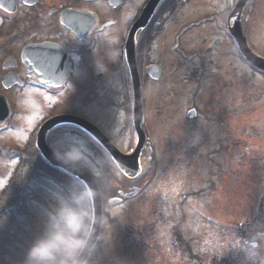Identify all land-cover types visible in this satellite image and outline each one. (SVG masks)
Wrapping results in <instances>:
<instances>
[{"label": "rangeland", "instance_id": "1", "mask_svg": "<svg viewBox=\"0 0 264 264\" xmlns=\"http://www.w3.org/2000/svg\"><path fill=\"white\" fill-rule=\"evenodd\" d=\"M237 1L217 0V11L203 4L206 16L228 13ZM207 29L199 42L189 44L196 51L214 50L215 56L203 54L208 73L216 65L214 86L206 83L203 71L200 76L178 71L181 62L172 54L169 39L149 53V60L162 63L165 71L160 82L147 81L145 86V129L155 152L144 157L145 162L152 160L144 165L147 176L138 198L107 210L108 232L93 264H212L215 259L264 264V76L245 65L226 34ZM246 33L264 57V0H254ZM195 61L189 57V62ZM89 71L82 73L86 78L81 84H72L59 97L41 98L37 113L45 108L48 115L69 111L88 117L112 131L122 152L132 151L137 141L132 123L121 138L118 131L124 121L113 117L116 108L110 104L125 97L129 106L132 89L122 86L117 72ZM14 99L18 101L16 95ZM28 100L32 101L29 95L19 99ZM194 104L200 113L189 120L186 114ZM126 114L132 119L128 107ZM39 118L28 117L27 131L14 128L0 135V154L9 147L33 152L23 148ZM52 140L58 145L51 147L60 154L77 153L80 164L94 176L101 175L103 164L90 149H79L80 143L76 149L66 148L70 141L57 136ZM17 163L0 156V196ZM34 169L28 192L22 194L14 186L0 202V213L10 212L0 217V264H25L28 249L44 231L49 201L57 206L58 196L67 194L43 182L37 175L41 170ZM117 177L119 189L127 180ZM253 241L256 248L251 247Z\"/></svg>", "mask_w": 264, "mask_h": 264}, {"label": "flooded vegetation", "instance_id": "2", "mask_svg": "<svg viewBox=\"0 0 264 264\" xmlns=\"http://www.w3.org/2000/svg\"><path fill=\"white\" fill-rule=\"evenodd\" d=\"M149 1L0 0V94L7 96L11 111L5 124L9 126L10 123L14 128L20 124L26 128L29 126L28 117L33 118L37 114L41 117L37 121L38 128L53 116L75 114L64 111L48 115L45 108H40L41 112L38 114V101L46 96V90L55 95L69 85L81 84V81L76 80V74L81 79L82 73L89 70L93 73L100 70L119 72L126 69L122 53L125 40ZM204 2L205 0H162L149 25L140 34L138 60H142V48L145 46L151 52L156 43L166 39L185 43L193 37L203 35L200 33L202 22L210 19L206 16ZM200 12H204L205 16ZM93 19L96 24L90 28ZM212 21L216 23L217 32V15L213 16ZM68 24L71 28L67 27ZM46 42L59 44L68 54L71 74L62 88H46L43 85L42 79L46 72L45 53L40 54V50L31 51ZM148 44L150 47H147ZM25 49H28L27 55H24ZM8 75H12L8 82L10 85L16 79L20 83L8 89L4 83ZM26 93L32 101L20 102L21 95L24 97ZM15 95L24 111L33 109L30 114L26 113L24 117L18 114L19 103L14 99ZM67 128L70 131L64 133L61 128L53 130L49 134V141L52 143V137L57 136L63 141H70L66 146L69 149H76V143L81 144L80 149H103L79 128ZM34 131L35 128H32L30 132ZM109 137L119 147V141L113 136Z\"/></svg>", "mask_w": 264, "mask_h": 264}, {"label": "clouds", "instance_id": "3", "mask_svg": "<svg viewBox=\"0 0 264 264\" xmlns=\"http://www.w3.org/2000/svg\"><path fill=\"white\" fill-rule=\"evenodd\" d=\"M56 155L72 167L78 166L81 160L73 151ZM101 196L98 187L74 181L66 195L58 196V205L47 214L44 231L28 249L25 264H93L100 239L97 229L106 224L105 217L96 208ZM251 247H257L255 241Z\"/></svg>", "mask_w": 264, "mask_h": 264}, {"label": "water", "instance_id": "4", "mask_svg": "<svg viewBox=\"0 0 264 264\" xmlns=\"http://www.w3.org/2000/svg\"><path fill=\"white\" fill-rule=\"evenodd\" d=\"M159 0H155L151 8L155 7ZM250 0H240L236 9L233 11L232 15L230 16V20L232 18H235V23L233 26L229 27V32L231 36L234 38L238 49L244 56V58L249 62V57H253L255 63H250L252 66H254L256 69L264 72V58L257 55L249 46L247 38L244 35L240 18L241 15L249 3ZM147 21L144 19L138 25L135 26L131 37L128 42L127 50H128V61L130 66V72L133 80V90H134V126L135 130L138 135V147L137 149L129 155L121 153L118 149H116L111 142L106 138V136L95 126H93L91 123L77 118V117H71V116H60L57 117L51 121H49L44 129L41 131L39 138H38V145L41 148L40 150L44 154V156L55 166L60 167L64 169L66 172L71 174L72 176L77 177L82 182H87L88 184L92 185L93 187H98L96 181L94 178L82 167L76 166L72 167L67 164H64L57 158L55 154L51 152V150L47 149L45 144V135L50 131L52 128H54L56 125L63 124V123H72L76 124L80 127H82L84 130L89 132L91 135H93L107 150V152L111 155V157L116 162L118 168L120 171L125 174L129 178H136L141 173V166H140V157L142 150L147 142V135L143 130L144 125V114H143V100H142V91H141V85H140V79H139V73L135 61V50H134V43H135V34L139 28H142L146 25ZM49 65L52 66V62H48ZM154 72L152 73V76L154 78H159L160 76V70L159 68L153 67ZM50 76L51 74L48 73ZM195 116V112L191 111L189 113V117L193 118ZM138 188H134L133 192L124 194L123 192H120V195H126L129 198L135 197L138 194ZM121 200L119 198L113 199L112 203L120 202ZM96 208L98 211V214L103 215V205H102V199H98L96 202ZM101 228L98 226L97 229V236H99Z\"/></svg>", "mask_w": 264, "mask_h": 264}, {"label": "trees", "instance_id": "5", "mask_svg": "<svg viewBox=\"0 0 264 264\" xmlns=\"http://www.w3.org/2000/svg\"><path fill=\"white\" fill-rule=\"evenodd\" d=\"M217 264H232V263L228 262L227 260H223L221 262H218L217 260Z\"/></svg>", "mask_w": 264, "mask_h": 264}, {"label": "snow or ice", "instance_id": "6", "mask_svg": "<svg viewBox=\"0 0 264 264\" xmlns=\"http://www.w3.org/2000/svg\"><path fill=\"white\" fill-rule=\"evenodd\" d=\"M249 62L254 64L255 63L254 58L253 57H249Z\"/></svg>", "mask_w": 264, "mask_h": 264}]
</instances>
